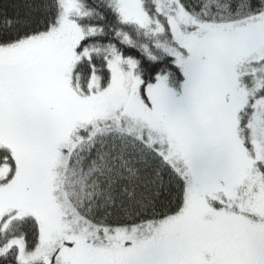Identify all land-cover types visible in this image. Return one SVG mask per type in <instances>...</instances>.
<instances>
[{"label": "snow or ice", "instance_id": "snow-or-ice-1", "mask_svg": "<svg viewBox=\"0 0 264 264\" xmlns=\"http://www.w3.org/2000/svg\"><path fill=\"white\" fill-rule=\"evenodd\" d=\"M3 9L0 264H264V0Z\"/></svg>", "mask_w": 264, "mask_h": 264}, {"label": "trees", "instance_id": "trees-1", "mask_svg": "<svg viewBox=\"0 0 264 264\" xmlns=\"http://www.w3.org/2000/svg\"><path fill=\"white\" fill-rule=\"evenodd\" d=\"M27 2L28 0H0V12L4 10V5H8V11L10 14H14L16 12L23 14L26 10L25 5Z\"/></svg>", "mask_w": 264, "mask_h": 264}]
</instances>
